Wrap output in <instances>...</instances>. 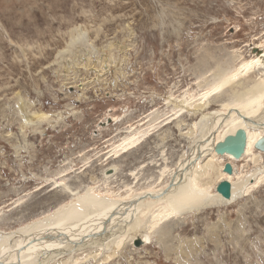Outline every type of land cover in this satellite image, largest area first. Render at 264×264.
Masks as SVG:
<instances>
[{"label": "rangeland", "instance_id": "1", "mask_svg": "<svg viewBox=\"0 0 264 264\" xmlns=\"http://www.w3.org/2000/svg\"><path fill=\"white\" fill-rule=\"evenodd\" d=\"M261 43L264 0H0V233L50 223L85 194L156 186L207 121L177 118L175 101L200 100L209 71ZM22 101L47 120L26 123ZM235 196L184 211L138 251L127 240L108 264H264V180Z\"/></svg>", "mask_w": 264, "mask_h": 264}, {"label": "bare ground", "instance_id": "2", "mask_svg": "<svg viewBox=\"0 0 264 264\" xmlns=\"http://www.w3.org/2000/svg\"><path fill=\"white\" fill-rule=\"evenodd\" d=\"M74 31L76 36L70 37L65 52L85 35L78 29ZM253 50L258 52L251 60L238 64L235 69L216 65L209 71L211 81L205 83L200 100L184 96L181 98H185L184 102L175 101L177 118L186 115L193 121L207 117V121L204 127H199L197 122L192 124L190 136L193 138L195 133L196 139H192L191 148L181 156L170 174L162 171L156 186L117 196L112 201L85 194L62 209L61 215L50 223L27 227L15 235L0 233V264H108L122 251L127 240L134 251H138L184 211L196 213L217 202L228 203L236 193H244L245 181H248V188L259 186L264 180V172H258L264 164V144L259 145L264 141V45L257 44ZM60 55L62 51L58 57ZM21 107L24 120L32 126L48 118L45 113L30 111L24 101ZM213 107L217 109L210 113ZM239 130L246 135L245 150L240 158L214 153L210 145L212 136L217 145ZM138 135L129 137L126 146L119 151L125 153L135 147L142 137ZM239 162L242 166L238 171L236 164ZM225 164L232 166L231 174L224 172ZM223 181L231 186L230 200L216 191ZM208 184L213 187V194L205 192ZM98 224L105 227L95 230ZM136 241L139 247L134 245ZM23 246L43 249L39 255L28 258Z\"/></svg>", "mask_w": 264, "mask_h": 264}, {"label": "water", "instance_id": "3", "mask_svg": "<svg viewBox=\"0 0 264 264\" xmlns=\"http://www.w3.org/2000/svg\"><path fill=\"white\" fill-rule=\"evenodd\" d=\"M102 126V124H100ZM212 144H210L214 150V153L218 155H230L234 158H240L245 150V144H246V135L243 130H239L235 136H229L225 138V140L217 145H214V138L212 136L211 141ZM264 144V141H261L259 145ZM199 155V152L197 153ZM224 172L227 174L232 173V166L230 164H225L223 168ZM111 171V170H110ZM113 172V171H112ZM176 175V174H175ZM173 182L169 183V191L172 189ZM216 191L225 199V200H230L231 198V186L227 181L220 182L217 187ZM163 193H166L163 192ZM160 196L159 194L157 195L156 198ZM149 198V197H147ZM136 201L133 202L135 204ZM136 246L138 245V241L135 243Z\"/></svg>", "mask_w": 264, "mask_h": 264}]
</instances>
